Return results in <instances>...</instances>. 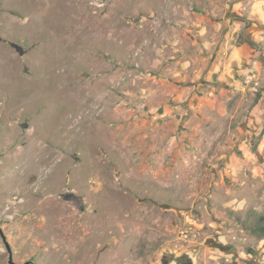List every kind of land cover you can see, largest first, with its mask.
<instances>
[{
	"label": "rangeland",
	"instance_id": "rangeland-1",
	"mask_svg": "<svg viewBox=\"0 0 264 264\" xmlns=\"http://www.w3.org/2000/svg\"><path fill=\"white\" fill-rule=\"evenodd\" d=\"M198 40L247 46L243 84L180 92ZM262 218L264 0H0L15 262L264 264Z\"/></svg>",
	"mask_w": 264,
	"mask_h": 264
},
{
	"label": "crops",
	"instance_id": "crops-1",
	"mask_svg": "<svg viewBox=\"0 0 264 264\" xmlns=\"http://www.w3.org/2000/svg\"><path fill=\"white\" fill-rule=\"evenodd\" d=\"M240 23L241 21L236 23L237 28H241ZM227 36L228 35H226V37ZM214 43L216 42L214 41L213 44ZM213 44L210 43V41H207L205 46L213 47ZM193 46L197 50H181L182 56L180 61H183L185 66H183V69H180V92L189 91L198 83H206L208 85L213 84L214 86L221 87L222 90L225 88L230 89L233 86L238 87L239 85L243 84L242 74L245 73V64L243 61L246 58V52H248L247 46H241L240 48L233 47V49L228 53L225 50V45H222L220 46L219 52L213 61L206 59L205 57H200L203 46L199 43V40L194 42ZM243 51H245L244 54H242ZM205 60H209V62L212 64V69H206ZM198 61H200V63H204V66L201 67L199 64L197 65ZM189 65H191V67H189ZM199 105L204 106L202 102Z\"/></svg>",
	"mask_w": 264,
	"mask_h": 264
},
{
	"label": "water",
	"instance_id": "water-1",
	"mask_svg": "<svg viewBox=\"0 0 264 264\" xmlns=\"http://www.w3.org/2000/svg\"><path fill=\"white\" fill-rule=\"evenodd\" d=\"M0 235H1L3 241L6 245L8 252H9V264H18L13 259L12 247H11L10 243L8 242L6 235H5V233L1 227H0ZM23 264H34V263L31 260H29V261L24 262Z\"/></svg>",
	"mask_w": 264,
	"mask_h": 264
},
{
	"label": "built area",
	"instance_id": "built-area-1",
	"mask_svg": "<svg viewBox=\"0 0 264 264\" xmlns=\"http://www.w3.org/2000/svg\"><path fill=\"white\" fill-rule=\"evenodd\" d=\"M248 79H249V81H251V80H253V77L252 76H248ZM182 234H183V236L185 238H187L189 236V233L187 231H183Z\"/></svg>",
	"mask_w": 264,
	"mask_h": 264
},
{
	"label": "trees",
	"instance_id": "trees-1",
	"mask_svg": "<svg viewBox=\"0 0 264 264\" xmlns=\"http://www.w3.org/2000/svg\"><path fill=\"white\" fill-rule=\"evenodd\" d=\"M261 221H262V224H260V226L257 227L256 229H259L261 232L264 233V219L262 218Z\"/></svg>",
	"mask_w": 264,
	"mask_h": 264
}]
</instances>
